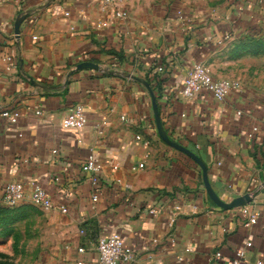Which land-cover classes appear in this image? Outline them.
<instances>
[{
	"label": "crops",
	"instance_id": "obj_1",
	"mask_svg": "<svg viewBox=\"0 0 264 264\" xmlns=\"http://www.w3.org/2000/svg\"><path fill=\"white\" fill-rule=\"evenodd\" d=\"M255 2L125 0L116 19L88 0H0V109L21 112L14 124L0 117V200L4 184L18 181L67 208L9 207L0 264H99L97 239L112 233L135 251L131 264H231L246 242L249 260L264 257L263 104L242 87L221 102L178 95L194 62L229 77L222 55L250 30L248 19L261 17L243 9ZM82 61L100 69L64 84ZM141 81L166 134L201 159L216 194L228 202L250 193L249 203L223 209L210 200L200 166L159 137ZM77 104L86 124L68 128L64 117ZM89 153L118 169L105 165L92 183L81 169ZM241 208L258 212L254 224Z\"/></svg>",
	"mask_w": 264,
	"mask_h": 264
},
{
	"label": "built area",
	"instance_id": "obj_2",
	"mask_svg": "<svg viewBox=\"0 0 264 264\" xmlns=\"http://www.w3.org/2000/svg\"><path fill=\"white\" fill-rule=\"evenodd\" d=\"M90 3H98L102 8H111L114 18H122V6L125 0H88ZM262 0H258L261 2ZM35 39L36 36H33ZM223 41V40H222ZM222 41H219L221 43ZM11 57H7L10 60ZM162 70L161 67L158 68ZM240 84L227 78H213L208 64L203 61L194 62L187 70L178 95L183 98H192L197 93H208L214 100L223 101L230 90L239 88ZM36 114L40 112L35 111ZM21 112L17 107H4L0 109V117L7 119L10 123H16ZM86 124V116L83 107L79 104L69 109L64 117V125L68 128L80 129ZM105 165L113 170L118 169V164L112 160L104 163L97 162L92 153L87 154L81 169L83 172L91 175L92 183H97L96 174ZM144 163L138 162L130 167L132 171L143 168ZM128 187V186H127ZM96 200V196H93ZM29 200L33 205L43 210H59L61 213L67 212L63 205L52 201L48 193L39 185H32L27 193L23 183L11 181L2 187L0 205L13 207ZM240 214L247 221V224H254L258 218L257 211H251L247 208H241ZM251 243L246 242L245 247L235 250L231 264H264V257H256L249 260L246 256V249ZM96 249L98 252L99 264H131L136 259V253L131 246L126 244L120 234L112 233L110 235H101L97 239ZM83 251L82 248L79 249ZM220 252L215 253V258H220Z\"/></svg>",
	"mask_w": 264,
	"mask_h": 264
},
{
	"label": "rangeland",
	"instance_id": "obj_3",
	"mask_svg": "<svg viewBox=\"0 0 264 264\" xmlns=\"http://www.w3.org/2000/svg\"><path fill=\"white\" fill-rule=\"evenodd\" d=\"M243 9L261 17L259 16V20L248 19L250 30L226 47L231 50L222 55L228 62L226 72L229 77L226 78L239 82L242 89L250 92L264 106V42L263 45H256L259 40L264 39V0H256L252 5L248 3Z\"/></svg>",
	"mask_w": 264,
	"mask_h": 264
},
{
	"label": "water",
	"instance_id": "obj_4",
	"mask_svg": "<svg viewBox=\"0 0 264 264\" xmlns=\"http://www.w3.org/2000/svg\"><path fill=\"white\" fill-rule=\"evenodd\" d=\"M22 18L19 17L16 21L15 27H14V32L15 34H18V24L20 19ZM83 68H92L95 70H99V66L98 64L94 63V62H90V61H82L78 64H76L74 66V68H72L71 70H69L66 73V79L64 81V84L67 83L69 77L76 71H79ZM137 80H140L138 78H136ZM145 87L147 88L151 99H152V108H153V112H154V117H155V123H156V128H157V132L159 134V137L166 143L168 144L170 147L175 148L183 153H185L186 155H188L190 158H192L201 168L202 171V179H203V184H204V188L206 190V193L208 195V197L210 198V200L216 204L217 206H219L220 208L223 209H232L235 207H239V206H243L246 205L247 203H249L251 201V195L250 193H244L228 202L223 201L217 194L216 192L212 189L210 182L208 180V173H207V167L206 165L201 161V159L195 154L193 153L191 150H189L188 148L184 147L181 144H178L177 142L171 140L168 135L166 134L161 120H160V116H159V112H158V107L154 98V94L153 91L150 87V85L146 82V81H141Z\"/></svg>",
	"mask_w": 264,
	"mask_h": 264
},
{
	"label": "trees",
	"instance_id": "obj_5",
	"mask_svg": "<svg viewBox=\"0 0 264 264\" xmlns=\"http://www.w3.org/2000/svg\"><path fill=\"white\" fill-rule=\"evenodd\" d=\"M263 42H264V39L262 38L261 40H259L256 43V45H263ZM254 45H255V43H254ZM8 209H10V208L7 206L0 205V222H2V220L4 219V216L6 215Z\"/></svg>",
	"mask_w": 264,
	"mask_h": 264
}]
</instances>
